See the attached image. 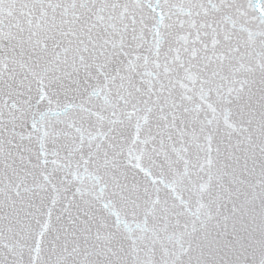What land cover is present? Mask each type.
Returning <instances> with one entry per match:
<instances>
[{"label": "snow or ice", "instance_id": "1", "mask_svg": "<svg viewBox=\"0 0 264 264\" xmlns=\"http://www.w3.org/2000/svg\"><path fill=\"white\" fill-rule=\"evenodd\" d=\"M0 264H264V0H0Z\"/></svg>", "mask_w": 264, "mask_h": 264}]
</instances>
